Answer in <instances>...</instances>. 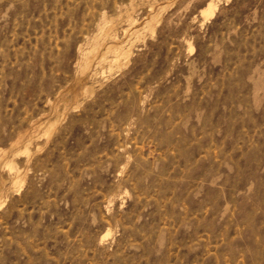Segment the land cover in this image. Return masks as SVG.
I'll return each instance as SVG.
<instances>
[{
	"label": "rangeland",
	"instance_id": "374dc122",
	"mask_svg": "<svg viewBox=\"0 0 264 264\" xmlns=\"http://www.w3.org/2000/svg\"><path fill=\"white\" fill-rule=\"evenodd\" d=\"M0 264H264V0H0Z\"/></svg>",
	"mask_w": 264,
	"mask_h": 264
}]
</instances>
